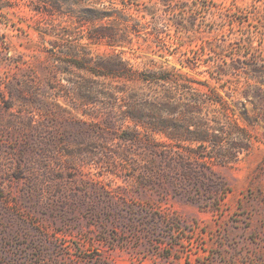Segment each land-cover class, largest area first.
I'll return each instance as SVG.
<instances>
[{
    "label": "rangeland",
    "instance_id": "374dc122",
    "mask_svg": "<svg viewBox=\"0 0 264 264\" xmlns=\"http://www.w3.org/2000/svg\"><path fill=\"white\" fill-rule=\"evenodd\" d=\"M0 264H264V0H0Z\"/></svg>",
    "mask_w": 264,
    "mask_h": 264
},
{
    "label": "trees",
    "instance_id": "16d2710c",
    "mask_svg": "<svg viewBox=\"0 0 264 264\" xmlns=\"http://www.w3.org/2000/svg\"><path fill=\"white\" fill-rule=\"evenodd\" d=\"M102 67L104 68V71H99L98 73L92 71L93 73H95L96 75H100V76H108V77H127L128 76V70L126 69V64L124 62H121L120 64H102ZM146 80H150L153 82H160V81H164V82H177L179 83V85L182 83V78L180 75L175 76V75H162V72H158V71H152L151 74L148 76V78H146ZM170 94V93H169ZM169 96V95H167ZM168 98V97H166ZM165 98V99H166ZM159 103V102H158ZM168 106H163L160 108H155L156 110H163V109H167ZM157 116L156 114L154 115L153 119H155V121L157 120ZM133 119L137 121V124L145 126V127H154L157 131L163 132L168 134V136L171 138V133L167 132L165 129H162L160 127V124H163L164 127H166V125H168V123H166L165 120H162L160 122H155L154 120H151L150 122L144 119H141L140 117H136L133 116ZM193 124H196L195 122ZM199 130L197 133H195V135H193V137H190L189 139H192L194 141H200V142H207V141H211L212 139V128L209 127V125L205 126V125H198ZM182 137V135H181ZM188 137H186L185 135L183 136V139H187Z\"/></svg>",
    "mask_w": 264,
    "mask_h": 264
}]
</instances>
